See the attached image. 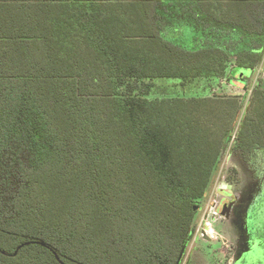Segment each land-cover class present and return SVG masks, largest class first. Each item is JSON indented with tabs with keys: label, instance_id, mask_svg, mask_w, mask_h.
Here are the masks:
<instances>
[{
	"label": "trees",
	"instance_id": "16d2710c",
	"mask_svg": "<svg viewBox=\"0 0 264 264\" xmlns=\"http://www.w3.org/2000/svg\"><path fill=\"white\" fill-rule=\"evenodd\" d=\"M262 63L264 0H0V264H179L239 108L192 93Z\"/></svg>",
	"mask_w": 264,
	"mask_h": 264
},
{
	"label": "rangeland",
	"instance_id": "374dc122",
	"mask_svg": "<svg viewBox=\"0 0 264 264\" xmlns=\"http://www.w3.org/2000/svg\"><path fill=\"white\" fill-rule=\"evenodd\" d=\"M263 65L252 73L236 70L234 75L239 77L232 79L233 85L222 80L204 93L197 90L192 93L222 98L236 97L239 108L230 126L231 138L223 144L216 174L199 205L194 234L184 247V257L179 264H264V150L243 147L236 142L249 114L255 84L259 80L264 81ZM239 78L244 86L238 82ZM174 83L166 81L157 82L156 85L158 88L175 91V94L183 93L182 89L172 88ZM217 188L240 195L238 206L228 222H211L205 212L212 205ZM202 217L203 222L209 224L205 231L211 230L212 233L202 230L197 232ZM203 236L213 237L206 242Z\"/></svg>",
	"mask_w": 264,
	"mask_h": 264
},
{
	"label": "flooded vegetation",
	"instance_id": "af4514ba",
	"mask_svg": "<svg viewBox=\"0 0 264 264\" xmlns=\"http://www.w3.org/2000/svg\"><path fill=\"white\" fill-rule=\"evenodd\" d=\"M239 197L240 195L238 193L235 194L225 191L221 188H217L215 190V199L213 200L212 205L207 207L206 210V214L209 216L210 221L228 222L231 214L233 213V210L238 206ZM223 207L225 210L224 213L222 214ZM212 232L213 231L210 230L207 231L206 233H212ZM203 237H204L203 240L208 242L210 241V238H212L213 236H211L210 238L205 236Z\"/></svg>",
	"mask_w": 264,
	"mask_h": 264
},
{
	"label": "built area",
	"instance_id": "2783aa9c",
	"mask_svg": "<svg viewBox=\"0 0 264 264\" xmlns=\"http://www.w3.org/2000/svg\"><path fill=\"white\" fill-rule=\"evenodd\" d=\"M207 210V209H206ZM206 212V211H205ZM205 214V213H204ZM204 221V218L202 217V219H201V222H200V224H199V226H198V228H197V232L198 231H200V230H202L203 232H206L205 231V228H208V224H207V222H203ZM204 225V227H202Z\"/></svg>",
	"mask_w": 264,
	"mask_h": 264
},
{
	"label": "water",
	"instance_id": "95a60500",
	"mask_svg": "<svg viewBox=\"0 0 264 264\" xmlns=\"http://www.w3.org/2000/svg\"><path fill=\"white\" fill-rule=\"evenodd\" d=\"M224 207H223V211H222V214L224 213ZM40 244V245H43L42 243H38V242H26V243H24V244H22V245H20L18 248H17V250H19L20 248H22L23 246H27V245H30V244Z\"/></svg>",
	"mask_w": 264,
	"mask_h": 264
}]
</instances>
